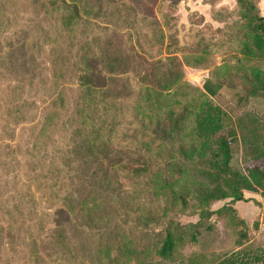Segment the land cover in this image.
I'll return each mask as SVG.
<instances>
[{"label":"trees","instance_id":"1","mask_svg":"<svg viewBox=\"0 0 264 264\" xmlns=\"http://www.w3.org/2000/svg\"><path fill=\"white\" fill-rule=\"evenodd\" d=\"M163 9L160 4L165 31L159 28L150 35L166 53L165 62L148 68L135 58V51L122 45L106 41L93 48L97 36L86 32L96 19L108 24L110 11L124 21L133 15L123 0H0V237L16 248L18 231L24 228L21 237L29 240L22 247V264H45L49 255L45 241L37 242L31 231V225L42 224L38 202L54 205L55 219L63 218L76 236L84 234V249L78 247L74 253L65 247L70 264L169 258L176 245L203 241L213 228L208 221L213 214L244 223L233 205L247 199L244 191L260 195L257 204L264 222V140L259 163L243 172L235 168L231 143L239 141L243 127L238 123L220 134L226 113L213 101L233 82L247 96L264 97V67L259 63L264 60V16L259 0H235L232 10L212 9L213 18L226 20L221 37L195 29L183 44ZM124 24L121 31L127 30L130 38L137 36L130 29L132 23ZM221 45L237 54V72L228 79L207 77L201 88L191 86L196 105L184 104L177 111L167 103V94L185 84L183 66L211 67L212 52ZM42 55L48 58L45 67L40 65ZM43 69L49 95L40 96L46 108L38 118L26 97L34 74ZM130 75L140 86L152 79L158 89L143 96L140 88L136 92L131 88ZM68 84L75 85V94H68ZM189 118L193 125L187 123ZM65 122L73 137L68 152L58 155L63 164L58 175L53 159L43 166L39 162L64 132ZM26 126L27 150L37 159L38 169L31 158L22 162L15 153L21 149L17 130ZM192 192L196 202L190 205ZM228 198L221 208H210L213 201ZM188 213L199 220L181 224L178 216ZM55 224L54 232L60 234L63 222ZM186 233L190 237H184ZM244 236L238 249L217 264H264V245L253 247ZM92 238L95 253L90 250Z\"/></svg>","mask_w":264,"mask_h":264},{"label":"rangeland","instance_id":"2","mask_svg":"<svg viewBox=\"0 0 264 264\" xmlns=\"http://www.w3.org/2000/svg\"><path fill=\"white\" fill-rule=\"evenodd\" d=\"M127 2L134 10L133 15L125 17V21L130 25V29L137 36L128 37V31L124 29V20L117 19L113 11L109 13V23L103 24L102 20L96 19V25H90L86 32L88 36H97L96 45H100L103 42L108 41L110 45H122L128 51H135L137 60L145 67H151L161 65L165 62L166 53L158 46L157 39L151 38L150 32H156L157 29L164 28V22L162 15L158 12V6L164 4L163 12L172 17L171 25L174 27V34L177 40L183 44L186 36L191 30L200 29L204 32V35H216V38L221 37V29L225 25V21H220L212 17L211 11L215 8H223L232 10L235 6V0H123ZM29 15H34L32 9L27 8ZM137 18V19H136ZM230 20V19H229ZM227 20V21H229ZM166 34V40L168 37ZM212 54L214 61L211 67L207 69L196 68L188 65L183 66V83L180 87L172 88L167 94V103L174 105L176 110H180L184 104L196 105V100H193V90L190 88L200 87L205 78L211 79H228L233 73L237 72L236 53H233L224 45L214 48ZM179 57L182 56L179 54ZM48 58L45 55L41 56L42 67L47 66ZM260 65L264 67V60L259 61ZM47 71L44 69L36 72L32 79L33 88L30 89L27 100L31 102L33 111L37 112V117H41L44 109L46 108V100L41 99L40 96L46 98L49 92L46 90L45 76ZM132 77V75H130ZM232 79V78H231ZM137 77H132L131 88L136 92L140 88L143 96H148L158 89L155 81L150 79L146 84L139 85ZM225 85L219 91V93L213 97L215 104L220 106L226 113L227 124L220 134H225L227 127L241 124L242 130H239V141L231 143L232 147V165L241 170L259 163L261 160L257 156L262 150V142L264 140V97L262 95L247 96L246 91L240 84L236 86ZM68 94L73 95L74 84H68ZM66 120L68 121L67 117ZM187 123L193 125V118H189ZM64 132L61 136L56 137L54 142H51L46 151L40 156L39 164L41 166L53 159L55 164V171L60 175L62 159L58 157L60 154H66L71 147L72 133L68 122H65ZM17 140H19L21 149L16 151V155L20 161H24L26 157L31 158L30 162L36 166H39L37 159L32 158L30 151L27 148L30 147V143L26 142L28 136L27 126L23 131H18ZM67 139H66V138ZM242 137L245 138L243 142ZM66 166V165H65ZM69 168V166H67ZM28 169H30L27 166ZM19 173V172H17ZM21 181L24 180L22 173H20ZM64 178H60L62 181ZM122 181L127 182L125 178H121ZM11 181V178H10ZM70 186L74 181L67 182ZM13 185H18L17 181L12 180ZM62 186V185H59ZM253 193L250 191H244ZM252 198H247L243 201H237L233 205H238L240 208V214L250 213L249 208L253 207V203L250 202ZM13 201V200H12ZM230 199L216 200L210 205L212 210L221 208L223 205L229 203ZM196 202L195 193L192 192L189 204L192 205ZM12 204L9 199L8 205H4L5 208H10ZM38 215H43L41 225L36 223L31 225V231L36 234L37 242L45 241V249L49 255L45 257V264H70L67 258V251L65 247H68L72 252L76 253L77 248L84 249L83 241L84 234L78 232V236L71 230L69 225L65 223L63 218H56L55 206L49 203L38 202L35 204ZM136 209L133 206L132 212ZM257 213L250 220H245L238 213L236 209L237 217H240L244 223H237L231 220L225 214H213L209 218V222L212 223L213 228L210 232L204 234L203 241L189 243L184 242L174 247L173 253L169 258L151 257V258H132V262L127 264H217L222 258L226 257L236 249L241 242L243 234L249 245L253 247L264 245V222L262 221V209L256 210ZM260 211V212H259ZM6 213H8L5 210ZM9 211V213H11ZM246 218V217H245ZM248 218V217H247ZM199 220L197 214H186L178 216V221L181 224L195 223ZM62 221L63 227H59L60 234L55 233V222ZM71 224H75L72 219ZM24 232V228L19 229L18 238L15 240L16 248H9L8 238L0 237V264H22L24 254L22 247L25 248L29 237H21V233ZM56 237H64L63 242H56ZM184 237H190L189 233H186ZM90 250L92 253L97 251L93 246L96 243L95 239H90ZM129 240L126 241V244ZM154 256V255H152ZM144 262L140 263L141 260Z\"/></svg>","mask_w":264,"mask_h":264},{"label":"crops","instance_id":"3","mask_svg":"<svg viewBox=\"0 0 264 264\" xmlns=\"http://www.w3.org/2000/svg\"><path fill=\"white\" fill-rule=\"evenodd\" d=\"M259 7H260L261 14L264 16V0H259ZM244 196L246 198H252L250 200V202H252L254 206L251 207V208H249V210H251L250 213H244L243 212V216H242L240 214V208L238 207V205H234V206L238 210V213L242 216L243 219H245V220H248L249 219L250 220V218L253 217L255 214L256 215L259 214L256 211L257 209L260 210V206L257 203L261 202L262 199H261V197H260V195L258 193L244 192Z\"/></svg>","mask_w":264,"mask_h":264}]
</instances>
